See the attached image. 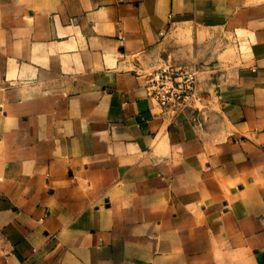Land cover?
Masks as SVG:
<instances>
[{
    "label": "crops",
    "instance_id": "0c3cea01",
    "mask_svg": "<svg viewBox=\"0 0 264 264\" xmlns=\"http://www.w3.org/2000/svg\"><path fill=\"white\" fill-rule=\"evenodd\" d=\"M0 264H264V0H0Z\"/></svg>",
    "mask_w": 264,
    "mask_h": 264
},
{
    "label": "built area",
    "instance_id": "2783aa9c",
    "mask_svg": "<svg viewBox=\"0 0 264 264\" xmlns=\"http://www.w3.org/2000/svg\"><path fill=\"white\" fill-rule=\"evenodd\" d=\"M204 66L164 64L145 75L148 94L165 111L180 114L188 109L205 112V94L200 89Z\"/></svg>",
    "mask_w": 264,
    "mask_h": 264
}]
</instances>
